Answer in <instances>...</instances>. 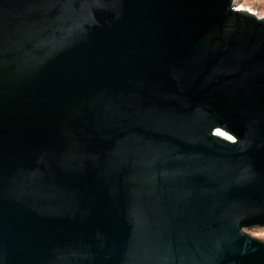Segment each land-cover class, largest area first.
I'll use <instances>...</instances> for the list:
<instances>
[{"label": "water", "instance_id": "95a60500", "mask_svg": "<svg viewBox=\"0 0 264 264\" xmlns=\"http://www.w3.org/2000/svg\"><path fill=\"white\" fill-rule=\"evenodd\" d=\"M260 228L264 17L0 0V264H264Z\"/></svg>", "mask_w": 264, "mask_h": 264}, {"label": "bare ground", "instance_id": "6f19581e", "mask_svg": "<svg viewBox=\"0 0 264 264\" xmlns=\"http://www.w3.org/2000/svg\"><path fill=\"white\" fill-rule=\"evenodd\" d=\"M231 2H232V10L234 12H237V11L247 12V13L255 15V17L258 18V19L264 17V0H262L259 3L258 2L252 3L251 5L248 4L247 2L243 1V0H231ZM234 6H235V8H234ZM216 133H218V135L220 137L226 139L230 143L235 142L234 139L231 136H229L228 134L223 133L220 130L217 131ZM243 231L245 233V231H247V230H243ZM256 237H258L260 239V240L258 239L260 243L264 244V231L259 229V233L256 235Z\"/></svg>", "mask_w": 264, "mask_h": 264}, {"label": "rangeland", "instance_id": "374dc122", "mask_svg": "<svg viewBox=\"0 0 264 264\" xmlns=\"http://www.w3.org/2000/svg\"><path fill=\"white\" fill-rule=\"evenodd\" d=\"M243 1H245V2H247L248 4H252V3H256V2H261L262 0H243ZM234 8H235V6H234ZM257 12V11H256ZM260 230H262V231H264V228H260ZM245 233L249 236V237H251V238H253V239H256V240H258L259 238L258 237H256V235L259 233V229H252V230H247V231H245ZM260 240V239H259ZM258 240V241H259ZM262 241V240H261Z\"/></svg>", "mask_w": 264, "mask_h": 264}]
</instances>
